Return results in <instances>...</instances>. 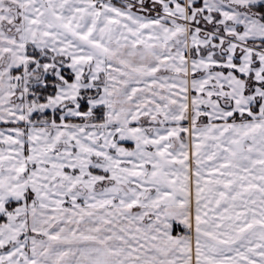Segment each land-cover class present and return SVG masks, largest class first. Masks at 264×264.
<instances>
[{
	"label": "snow or ice",
	"instance_id": "obj_1",
	"mask_svg": "<svg viewBox=\"0 0 264 264\" xmlns=\"http://www.w3.org/2000/svg\"><path fill=\"white\" fill-rule=\"evenodd\" d=\"M0 264H264V0H0Z\"/></svg>",
	"mask_w": 264,
	"mask_h": 264
}]
</instances>
